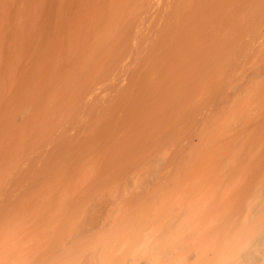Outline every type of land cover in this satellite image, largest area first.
I'll return each instance as SVG.
<instances>
[{"label": "bare ground", "instance_id": "obj_1", "mask_svg": "<svg viewBox=\"0 0 264 264\" xmlns=\"http://www.w3.org/2000/svg\"><path fill=\"white\" fill-rule=\"evenodd\" d=\"M0 264H264V0H0Z\"/></svg>", "mask_w": 264, "mask_h": 264}]
</instances>
